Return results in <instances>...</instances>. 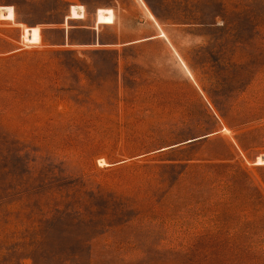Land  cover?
<instances>
[{"label":"rangeland","instance_id":"1","mask_svg":"<svg viewBox=\"0 0 264 264\" xmlns=\"http://www.w3.org/2000/svg\"><path fill=\"white\" fill-rule=\"evenodd\" d=\"M147 1L0 0V264H264V0Z\"/></svg>","mask_w":264,"mask_h":264},{"label":"crops","instance_id":"2","mask_svg":"<svg viewBox=\"0 0 264 264\" xmlns=\"http://www.w3.org/2000/svg\"><path fill=\"white\" fill-rule=\"evenodd\" d=\"M147 3L149 4L150 8L152 9V6H151L150 2L147 1ZM76 6H82V5H76ZM76 6H75V10H76ZM82 7H83L82 10H76L77 11L76 14L71 15V16H67L66 17V21H69L70 17L71 18L75 17L79 12L83 13L84 12V6H82ZM99 8H111L113 10V14H114V21L112 23H98V9ZM99 8L97 9L96 20H95V22L93 24H91V25H83V26H76V27H79V28H85V29L93 30V35H94L93 38H90V39L85 40V41H80L79 43H77L75 45H81V46H96V45H99V46H111V45H117V44L119 45V43L114 42V41L113 42L106 41L103 38L104 35L102 34V31L105 28V25H114V24H116L115 7L109 6V7H99ZM149 11H150L151 17L153 18V20L156 23L157 27L162 32L163 30L161 28V24L159 23V21H157L158 18L154 15L153 9H152V11L149 9ZM71 27H75V26H71ZM39 28H40V32H41V27H39ZM161 32L160 33H156L154 35H151L148 38L152 39V38H155V37H160L161 36ZM41 41H42V34H41ZM134 42H136V41H134ZM61 44H63V43H58V44L49 43L48 45L52 46V45H61ZM72 45H74V44H72Z\"/></svg>","mask_w":264,"mask_h":264},{"label":"bare ground","instance_id":"3","mask_svg":"<svg viewBox=\"0 0 264 264\" xmlns=\"http://www.w3.org/2000/svg\"><path fill=\"white\" fill-rule=\"evenodd\" d=\"M257 164H264V156L263 158H258V160L256 161Z\"/></svg>","mask_w":264,"mask_h":264},{"label":"trees","instance_id":"4","mask_svg":"<svg viewBox=\"0 0 264 264\" xmlns=\"http://www.w3.org/2000/svg\"><path fill=\"white\" fill-rule=\"evenodd\" d=\"M153 11H154L155 15H156L157 17H159V16L157 15V13L155 12V10H154V9H153Z\"/></svg>","mask_w":264,"mask_h":264}]
</instances>
